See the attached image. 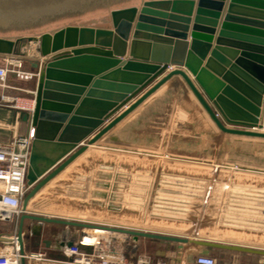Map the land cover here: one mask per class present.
<instances>
[{
  "label": "water",
  "instance_id": "obj_1",
  "mask_svg": "<svg viewBox=\"0 0 264 264\" xmlns=\"http://www.w3.org/2000/svg\"><path fill=\"white\" fill-rule=\"evenodd\" d=\"M72 13L111 20V28L67 26L39 37H0V56L37 55L32 63L37 74L34 108L29 117L22 116L35 138L26 174L30 190L22 200L15 233L20 255L26 222H31L32 236L46 224L90 226L25 216L30 198L100 141L103 146L158 148L153 122L169 120L171 109L185 103L188 93L224 136L264 140V0H0L1 26L55 22ZM164 141L178 154L196 150L191 139L180 135L169 133ZM179 142L188 144L187 149L178 150ZM243 144L235 140V154ZM96 159L87 156L86 164L93 168ZM247 159L264 168L263 159ZM77 169L60 185H70L90 167L79 164ZM255 185L264 190V182ZM91 229L132 236L134 243L143 238L193 245L200 247L198 255L209 256V249L216 248L264 258V251L204 239L106 226ZM10 242L0 236V243ZM79 247L90 252L87 245Z\"/></svg>",
  "mask_w": 264,
  "mask_h": 264
},
{
  "label": "rangeland",
  "instance_id": "obj_2",
  "mask_svg": "<svg viewBox=\"0 0 264 264\" xmlns=\"http://www.w3.org/2000/svg\"><path fill=\"white\" fill-rule=\"evenodd\" d=\"M67 26L109 30L111 20L102 22L72 13L55 22L0 25V37L7 39L39 37L42 33L55 32ZM0 58L2 59L0 66H3L8 57ZM18 58L21 59V69L25 72V69L29 68V60L26 56ZM34 85L35 78L23 81L16 78L14 74H9L7 86L11 89L5 91L4 95L7 98L18 99V105H21L26 100L32 99ZM12 86L21 90H14ZM26 91H31L32 95L27 94ZM4 104L9 106L15 103ZM195 112L200 116H195ZM169 116V120L153 122L160 143L158 148H146V150L156 152L155 156H146L141 159L137 157V153L145 151L144 148L117 144L106 145L108 146L106 147L101 143L92 149L94 158L95 155L98 156V159L94 161V167L85 164L90 167V170L81 173L76 179L87 176L86 182L89 183L95 174L96 192H106L102 200L96 194V200H101L105 205L97 206L107 215L104 218V224L111 222L116 224L118 229L136 230L180 239H204L213 243L219 235L225 233L228 236L232 232L247 231L256 238H264V233L250 230V227H255L254 217L250 216H255L256 206L253 199L250 198L248 201L244 199L253 189L259 190L255 183L264 182L255 175L257 165L251 164L252 160H248L247 157L253 156V163L256 159L264 160V158L249 151L247 153L239 151V147L262 146L264 141L262 143L259 140L224 136L208 122L194 100L192 102L187 100L177 110L172 108ZM173 118H176L177 122L181 119L179 126H176ZM204 122H206L205 125ZM169 133L171 136L176 134L191 139L196 145L194 156L184 157L186 154H178L170 150L175 146L164 141ZM206 138L212 142L207 143ZM235 140L244 143L238 147L236 154L233 151ZM246 143H248L247 146ZM177 145L178 150L187 149L188 146L182 142ZM247 160L250 164H245ZM81 183L80 181L77 185ZM88 186L91 187L90 183L87 184V188ZM56 191L59 192V190ZM261 226L264 228V224ZM10 231L11 227L8 223L0 225L1 237ZM227 239H231L230 236ZM219 240L225 241L226 238H219ZM137 242L139 245L135 250L136 258H146L149 264H192L194 258L198 256V252L193 250L190 254L191 261H188L189 254L179 251L176 243L143 238H138ZM131 243L136 244L133 240ZM184 247L193 249L190 246ZM211 252L218 255L219 263L223 262L224 254H219V250L211 249Z\"/></svg>",
  "mask_w": 264,
  "mask_h": 264
},
{
  "label": "crops",
  "instance_id": "obj_3",
  "mask_svg": "<svg viewBox=\"0 0 264 264\" xmlns=\"http://www.w3.org/2000/svg\"><path fill=\"white\" fill-rule=\"evenodd\" d=\"M37 55L30 53V56H26L29 60V68L25 69V71L29 70V72L35 70L32 68V63ZM1 57V56H0ZM10 57V56H8ZM15 57V56H14ZM34 57V58H33ZM0 58V65H2ZM28 72V71H27ZM28 81V80H27ZM14 90L20 91V88H16L12 86ZM35 87V86H34ZM35 90V88H33ZM27 94L32 95L31 91H26ZM157 92L155 95L160 93ZM1 94V93H0ZM154 95V96H155ZM152 96V97H154ZM31 97V96H30ZM151 97V98H152ZM150 98V99H151ZM188 100L191 102L189 93ZM197 105V104H196ZM197 112H195V116ZM24 114L19 112L14 108H7L0 105V140H10L13 136H21L27 132L29 122H24L22 120V116ZM202 128H207V126ZM205 139V137H204ZM209 138H206V140ZM248 139V138H246ZM244 139V140H246ZM258 141V140H257ZM264 141V140H263ZM263 141H260L263 143ZM102 141L98 142L100 145ZM207 145V144H204ZM239 151L243 153H247L248 151L256 156H260L264 158V144L262 146L243 148L239 147ZM149 149V148H148ZM134 150V149H133ZM227 151V149H225ZM92 148H89L86 153L79 156L78 159L69 165L65 170L58 175L56 178L47 183L40 192L36 193L28 202V206L25 211V216H38V217H50L57 220H67L72 221L74 223H84L90 225L89 227L84 228H72L66 226H60L55 224H46L42 226V230L38 236H32L28 231V228L31 222H26L23 228V254L30 255L32 252H43L46 256L51 260H59L62 261L65 259V254H63V249L66 246L65 244L69 241L73 242V244L78 243L84 234H89L93 232L92 226H106L109 228L116 227V224L111 222L104 224V218H106V214L102 212L103 209H99L97 206H105L104 202L101 200L104 199L105 193L102 191L96 192L95 185V174L90 179L89 183L91 187L87 188L88 181L87 176L80 177L79 179H72L70 185L61 186L62 182H65L69 179L68 174L71 171H78L79 164H86V157L91 156L93 154ZM150 153V154H149ZM156 152H150L148 150L142 151L141 153H137V157L141 158L146 156H155ZM94 156V154H93ZM176 156V155H175ZM194 155L186 154L184 157H191ZM95 158H98L95 155ZM94 158V159H95ZM255 175L261 180H264V168L258 167L255 169ZM95 173V172H94ZM263 178V179H262ZM81 181L82 183L77 185V183ZM88 189V190H87ZM56 190H59L56 191ZM59 193V194H58ZM96 194L101 199L100 201L96 200ZM103 195V196H102ZM253 199L254 204L256 206L255 216L254 217V225L255 227H250L252 232L264 233V228L261 226L264 224V190L253 189L252 192H249L245 196V201L248 199ZM65 200L67 203H65ZM108 208V207H106ZM22 215V212L15 217L12 222L8 223L11 227L10 233L6 234L3 237L10 238L12 237L18 228V219ZM112 221V220H111ZM37 224V223H32ZM2 225V224H0ZM223 235V236H222ZM230 236L231 239H227ZM226 236L225 233L219 235L217 239H215L214 243H222L226 245H238L245 248H252L255 250L264 251V238L255 237L254 235L246 232H232V234ZM113 238V239H112ZM219 238H226L225 241L219 240ZM101 244L99 248V253L103 256L106 254V250L108 248L115 249V252L118 256V261H123L125 264L131 263L132 260L136 259L135 250L138 247V242L136 244H132V239L129 236L124 234H119L117 232L111 233L110 235H101L100 237ZM195 240V239H194ZM157 241V240H154ZM47 245H45L46 243ZM163 242V241H161ZM190 246L193 249H187ZM179 251H185L189 255L192 254L193 250L199 252L200 247H196L193 245L182 244L177 246ZM213 251L219 250V254L223 255V262L219 263L217 260V256L212 254L211 249L210 256L217 261L218 264H264V258L254 255V254H244L239 252H230L226 250L220 249H212ZM222 252V253H221ZM162 255V254H161ZM32 260L25 261L24 264H31ZM39 264V263H37ZM51 264V263H49Z\"/></svg>",
  "mask_w": 264,
  "mask_h": 264
},
{
  "label": "built area",
  "instance_id": "obj_4",
  "mask_svg": "<svg viewBox=\"0 0 264 264\" xmlns=\"http://www.w3.org/2000/svg\"><path fill=\"white\" fill-rule=\"evenodd\" d=\"M21 65L20 58L10 56L5 64L0 66V105L14 108L29 117L34 108L33 97L18 105V99L7 98L4 95L5 91L11 89L10 86H7L9 74H14L16 78L23 81L34 79L37 76L34 72H23ZM12 102L15 104L9 106L4 104ZM34 138V128L31 127L29 122L27 132L24 135L13 136L10 140H0V224L12 222L21 213L22 200L30 190V187H26V174L29 151ZM10 239V243L0 245V264H20L22 259L25 261L32 260L39 264H125L123 261H118L119 258L115 249L111 247L106 250L104 256L103 253H99L100 245L97 246V242L100 240L99 237L92 244H86L82 238L71 247L65 246L63 249L65 259L62 261L51 260L43 252L20 255L19 243L15 234ZM80 244L89 246L90 252L87 253L81 250ZM128 264H149V260L136 258ZM192 264L218 263L211 256L199 254L194 258Z\"/></svg>",
  "mask_w": 264,
  "mask_h": 264
},
{
  "label": "bare ground",
  "instance_id": "obj_5",
  "mask_svg": "<svg viewBox=\"0 0 264 264\" xmlns=\"http://www.w3.org/2000/svg\"><path fill=\"white\" fill-rule=\"evenodd\" d=\"M204 114V113H203ZM196 115H198V113L196 114ZM179 116H181V115H179ZM178 116V117H179ZM200 115H198V117H199ZM206 116V115H205ZM207 118V117H206ZM185 119V118H184ZM181 120V119H180ZM179 120V121H180ZM183 120V119H182ZM207 120H208V122L210 123V121H209V119L207 118ZM178 121V122H179ZM183 122H185V121H183ZM184 124V123H183ZM182 124V125H183ZM186 124V123H185ZM206 124V122H204V125ZM211 124V123H210ZM206 142L207 143H209L210 144V142H212V140H206ZM93 154H91V156H92ZM63 172V171H62ZM49 183V182H48ZM41 191V190H40ZM39 191V192H40ZM31 199V198H30ZM111 233L110 232H105V231H103V230H100V229H97V230H95V231H93L92 233H89V234H84L83 235V241L86 243V244H92V243H94V241L99 237H101V235H110ZM98 235V236H97ZM194 240V239H193ZM31 264H37V262H35V261H32V263ZM51 264H55V263H51Z\"/></svg>",
  "mask_w": 264,
  "mask_h": 264
}]
</instances>
